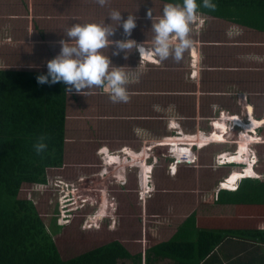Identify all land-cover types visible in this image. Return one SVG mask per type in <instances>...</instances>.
I'll use <instances>...</instances> for the list:
<instances>
[{"label": "crops", "instance_id": "1", "mask_svg": "<svg viewBox=\"0 0 264 264\" xmlns=\"http://www.w3.org/2000/svg\"><path fill=\"white\" fill-rule=\"evenodd\" d=\"M175 1L182 3V0ZM18 2L24 14L22 17L28 21L27 35L39 38L45 47L44 55L49 60L60 53L59 42L63 39H70L66 33L74 23H111L112 28H117L110 39H124L122 24L118 26L119 22L111 21L109 17L113 9L121 11L124 19L130 13L135 15L137 27L128 38L144 44L145 49H153L155 33L151 29L152 19L148 17V10L152 9L153 21H158L163 12H156V3L163 8L168 3L163 0H144L145 6L134 0H108L107 4L101 6L97 0H19ZM215 2L217 3L215 10L200 8L198 19L190 34L193 46L185 52L184 58L179 62L172 57L161 60L154 52L149 51H145L148 57L141 56L139 50L129 51L127 57L124 51L114 55L115 45L100 51L110 56L116 66H123V69L131 74L132 78L128 84L133 90V96L148 98L147 100L153 99L156 113L170 118V131L175 130L181 120L190 119L197 122L195 131L186 133L181 130L175 133L178 134L177 136L169 135L164 139L192 137L195 141L186 143L199 145L197 141L201 139L202 134L214 132V122L228 124L227 142L214 143L223 147L211 157L217 163L223 159L220 157L224 154L232 155L238 152L239 141L243 133L242 126L235 125L238 121L251 125L253 123L251 118H254L256 126L253 131L245 128L244 132L255 139L259 138V142L264 143L262 133L264 129V0H215ZM32 7H35V10ZM59 8H62V11ZM37 12L38 15L35 16ZM89 89L95 90L97 86ZM179 100L189 107L191 118H185L182 107L178 103ZM190 103H192L191 108ZM204 110L212 114L208 122L209 129L200 128L199 125L201 121L207 119L202 114ZM176 116H179L180 121L175 118ZM232 134H235V137H231ZM136 141L140 143V151H147L148 145L146 144L150 141L141 142L140 139ZM162 141L154 140V148L165 147L159 146L164 143ZM180 144L178 146L181 151L189 150L187 147L182 150L183 145ZM254 144L255 142L248 144L250 153ZM207 145H199L196 151L201 152L204 149L202 147ZM106 148L110 150L109 147ZM119 149L134 153L139 150L130 145H122ZM252 153L250 157L257 156L256 153ZM255 163L253 162L254 165ZM259 176L252 179L264 181V172L259 173ZM100 184H103L102 181ZM238 186L229 191H235ZM150 187L154 188V185ZM221 190L223 188L219 187L211 192H203L201 202L194 201L187 211L184 209L174 214L169 224H164L160 228L164 230L162 234L165 238L162 237L155 241L146 251L156 243L171 239L177 232L178 237L184 238L192 234L191 238L195 239L200 230L219 233L221 229H226L231 231L230 235L199 264H264V242L255 237L253 233L261 224V221L254 222L253 219L259 217L249 215L250 221L243 220V217L237 216L235 204L217 202L216 199ZM192 195L195 196L194 193L187 196L191 198ZM246 195L264 196V192L247 193ZM227 197L230 195L227 194ZM260 202L261 199H251L246 205L249 209L253 208L250 212H257L261 205ZM190 217L193 220L187 221ZM143 238L141 236L142 243ZM151 256L157 264L174 262L170 258H157L153 253Z\"/></svg>", "mask_w": 264, "mask_h": 264}, {"label": "rangeland", "instance_id": "2", "mask_svg": "<svg viewBox=\"0 0 264 264\" xmlns=\"http://www.w3.org/2000/svg\"><path fill=\"white\" fill-rule=\"evenodd\" d=\"M18 1L0 0V68L47 71L49 59L44 55L45 47L39 38L27 35L26 24L28 21L22 17L24 14H22V7ZM143 1L134 0V2L146 6ZM160 6L156 3L157 13L163 12V7ZM32 8L35 10V7ZM59 9L62 11V8ZM37 15L38 12L35 16ZM126 87L130 96L127 102H113L110 99V94L98 86L95 90L84 89L77 92L73 89L68 91L64 164L59 168L47 169L48 182L46 184L25 183L20 189L19 197L21 199L34 202L49 231L53 233V238L63 259L78 256L115 240L124 244L132 254L141 253L144 258L145 251L150 245L162 237L165 238L162 234L164 230L160 228L164 224H169L170 218H173L174 214L184 211V209L185 211L190 209L194 201L201 202L203 192H211L223 187L224 181H221L232 169H238L245 165L242 170L238 171V175L241 176L238 184L250 172L249 175H252L253 178L260 177L255 169L259 173L264 172V143H260V139L257 137L256 140L251 137L252 141L250 142L249 135L245 132L244 138L241 137L239 141L240 146L236 153L239 156V153L244 148L246 149V151L244 150V162L228 163L235 157L227 156L230 161L219 165L218 162L211 159L217 151L223 149L222 146L214 143L227 142L229 128L225 127V122H214V132L205 134V137L208 135L217 137L212 141L204 143L203 134L201 135L202 140L197 141L200 146L211 144L204 147L201 152L196 151L198 158L196 163L173 164L174 159L179 158L178 153L183 152L178 144L192 143L195 139L192 137L164 138L169 135L177 136L178 134L175 133L181 130L186 133L195 131L197 122L190 119L180 121L179 116H176L175 118L180 121L179 126L170 131V118L156 113L153 107L154 100L133 96L130 84H127ZM178 103L182 107L185 118H191L192 115H190L191 112L188 110L189 107H186V103L180 100ZM191 105L192 103L189 104L190 108ZM202 114L207 119L200 122V128L209 129L208 122H210L212 114L206 110ZM208 118L209 121H207ZM253 120L254 118H251V122L254 124H251L252 126L243 123L246 124L247 130L253 131L256 126V122ZM242 129L244 131L245 127L242 126ZM136 139H140L141 142L150 141L146 144L148 145L147 151H140L141 146ZM154 140H163L164 143L159 145L167 146L155 149ZM253 142L255 144L250 153L248 144ZM122 145H130L139 149L140 152L136 151L135 153H144L143 160L141 158L133 160L131 167L118 162L115 167L107 166L108 162L104 159L105 155L101 153L103 152L101 150L109 147L110 150H108L112 155L122 156L124 159L127 158V151L119 149ZM183 147H181L182 150ZM252 152L257 156H251V158ZM174 155L177 158L173 157ZM185 155L184 153L181 160L185 159ZM255 160L256 165L253 164ZM144 167H151V170H148V173L151 171L150 175L152 176L149 183L153 184L154 188L149 187L148 191H153L147 195L144 193L139 195L142 192L140 169ZM106 169H109L110 174H107L109 172H106ZM115 169L118 170V179H115L117 178L114 174ZM175 172H177L176 175ZM61 180H65L70 185H83L90 189L98 188V186L99 188L104 187V193L108 195L106 204L109 206V213L104 215L101 221H95L91 226L86 223V219L96 211L98 206L85 205L71 214L67 223L61 221L59 200L69 194L60 184ZM146 180L147 183L148 176ZM101 181L103 184H100ZM237 186L228 190H234ZM143 191L147 190L143 189ZM94 193L97 191H92V194ZM192 193L195 196L192 195L191 198L187 196ZM101 198L104 199L103 195ZM54 220L62 226L57 233L53 231ZM141 236L144 237L143 243L140 241Z\"/></svg>", "mask_w": 264, "mask_h": 264}, {"label": "trees", "instance_id": "3", "mask_svg": "<svg viewBox=\"0 0 264 264\" xmlns=\"http://www.w3.org/2000/svg\"><path fill=\"white\" fill-rule=\"evenodd\" d=\"M46 73L0 68V264H157L151 253L174 261L168 264H199L230 235L226 229L219 233L200 230L192 239V234L181 238L177 232L171 239L154 244L144 258L115 240L63 259L34 202L19 197L23 184H46L47 169L62 167L65 160L68 85L40 84L37 77ZM262 133L264 136V129ZM42 136L48 147L38 153L34 145ZM252 178H243L235 191L221 190L216 201L235 204L237 216L243 220L258 216L253 220L261 224L253 233L264 242V196L246 195L264 192V181ZM251 199H261L257 212H250L253 208L246 205ZM191 217L187 221L193 220ZM53 222L57 233L62 226Z\"/></svg>", "mask_w": 264, "mask_h": 264}, {"label": "clouds", "instance_id": "4", "mask_svg": "<svg viewBox=\"0 0 264 264\" xmlns=\"http://www.w3.org/2000/svg\"><path fill=\"white\" fill-rule=\"evenodd\" d=\"M97 2L104 6L108 0H97ZM201 7L215 10L217 3L215 0H182V3L170 0L165 4L160 19L155 22L153 21L152 9H149L148 17L152 19L151 29L155 33L153 49H145L144 44H139L136 40L128 38L131 37L133 30L137 27V17L131 13L126 19L122 17V12L119 10L113 9L109 14L111 21H118V26L122 24L124 39H110L117 28H112L111 23H74L66 33L70 39H63L59 42L61 45L60 53L47 61V73L39 75L37 80L40 84L63 82L69 86L68 91L74 89L77 92L98 86L110 94V99L113 102H127L130 96L126 86L132 78L131 74L125 71L123 66H116L110 56L104 55L100 50L115 45L114 55L124 51L125 57H127L129 51L132 50H139L141 55L144 51H149L154 52L161 60L172 57L179 62L184 58L185 52L193 46L190 34L198 19ZM183 146V148L187 147L189 152L183 151L182 153L186 154L189 161L196 163L198 158L195 152L199 149V145L188 144V146ZM34 147L38 153L46 150L48 145L45 142V137L42 136ZM176 160L179 161L174 159V164ZM182 163L185 162L182 161ZM244 166L240 167L243 168ZM149 182L150 179L148 178L147 183L150 187ZM64 188L69 192L67 197L78 196L77 201L81 203L83 195H79L78 190H71L70 187ZM98 189L99 191L95 193L96 201L85 204L91 207L98 206L96 211L86 219L87 224H93L97 217L99 218L97 221H100L104 215L109 213V206L106 204L108 195L107 193L103 194L104 187L99 188L98 186ZM76 193L78 194L76 195ZM102 195L104 199L101 198ZM73 200L71 198L67 201L65 207L67 210L70 209L67 212L69 215L85 206H77L78 204L74 203Z\"/></svg>", "mask_w": 264, "mask_h": 264}, {"label": "bare ground", "instance_id": "5", "mask_svg": "<svg viewBox=\"0 0 264 264\" xmlns=\"http://www.w3.org/2000/svg\"><path fill=\"white\" fill-rule=\"evenodd\" d=\"M143 55L144 56H146V57H148V55H147V53L144 51L143 52ZM227 120V119H226ZM229 120V119H228ZM236 121H238L237 119H236ZM233 123V122H232ZM228 125V124H227ZM227 125L225 124V127H227ZM235 125H242V126H244L245 128H247V126H246V124H243L242 122H240V121H238V124L237 123H235ZM250 125V124H249ZM252 125H254V124H252ZM251 125V126H252ZM241 136L244 138V131H243V133L241 134ZM214 138H217L216 136H214V135H208L207 137H205V135H203V137H202V139H204L203 141H204V143H207V142H210V141H212V139H214ZM250 140V142L252 141L251 140V136H249L248 137ZM202 139H200V140H202ZM246 140V139H245ZM256 140V139H255ZM168 141V140H167ZM241 142H243V141H241ZM255 142H257V141H255ZM171 145V144H170ZM179 145V144H178ZM180 145H187L188 146V144L187 143H185V142H183V143H181ZM198 145V144H197ZM159 146H167V145H159ZM201 148V147H200ZM244 150L246 151V149L244 148ZM241 151L240 153H239V156H237V154L236 155H234V153L232 154V155H228V154H224V156H222V157H220V158H223L224 159V161H221V165H223L225 162H228V161H230L229 160V158L228 157H230V158H233V157H235L234 159H231V162H228V163H242V162H244L243 161V159H244V153H245V151ZM101 151H103V152H101L103 155H105V158L104 159H106L107 160V166H116V163L118 162L119 164H121V165H125V166H129V167H131V162L133 161V160H135V159H137V158H141L142 160H143V154H137V153H134V152H132V151H129V150H127V152H126V154H127V158H122V156L121 157H119V156H116V155H112L111 153H110V151L108 150V148H103ZM146 154V153H145ZM183 155H184V153H183ZM183 155H182V153H178V157L179 158H177V156H173V157H176L179 161H178V164H180L181 163V159H182V157H183ZM228 156V157H227ZM237 156V157H236ZM111 160V161H110ZM111 163H113V164H111ZM188 163H191L192 164V161H189ZM118 165V164H117ZM253 165V164H252ZM174 166V165H173ZM254 166V165H253ZM133 167H135V166H133ZM136 167H138V166H136ZM139 168V167H138ZM176 168V167H175ZM112 169V168H111ZM116 169H117V167H116ZM115 169V172H114V174H116V176L115 177H117V178H115V179H118V176H117V172H118V170H116ZM252 169V168H251ZM113 170H114V168H113ZM148 170H151V167H144V168H142V169H140V172H141V176H140V188H141V190H142V188L144 189V190H147L146 191V193H144L143 192V190H142V192H140L139 193V195L140 194H142V193H144V194H149L150 192H152L153 190H151V191H148L150 188H149V186L147 185L146 186V179H147V176H148V178H150V173H151V171H149V173H148ZM106 172H109V169H106L105 170ZM176 171H177V169H176ZM249 171H251V170H249ZM234 172V173H233ZM232 173H231V175L223 182L224 184L222 185L223 187V189H233L235 186H237L238 185V181H239V179L241 178V176H239L238 175V171L237 170H234ZM177 173V172H176ZM175 173V174H176ZM251 173V172H250ZM250 173H247V176H245V177H251L252 178V175H249ZM107 174H110V172L109 173H107ZM113 174V175H114ZM170 174H173L172 172H170ZM105 175V174H104ZM174 175V174H173ZM244 177V178H245ZM97 191H99V190H97ZM103 192V194H106V193H104V190L102 191ZM99 218L97 217V219L95 218V220L93 221V222H95V221H97ZM101 221V220H100Z\"/></svg>", "mask_w": 264, "mask_h": 264}, {"label": "built area", "instance_id": "6", "mask_svg": "<svg viewBox=\"0 0 264 264\" xmlns=\"http://www.w3.org/2000/svg\"><path fill=\"white\" fill-rule=\"evenodd\" d=\"M141 56H143V53H142ZM143 57H145V56H143ZM182 161L185 162V163H188L189 162V158L186 157V155H185V159H183ZM177 162L178 161L176 160V163ZM219 162L221 163V161H218V163ZM60 184L63 185V187H66V188L71 187V190H74V191L75 190H78L79 193H81V192L84 193V194L81 193V196L83 195V197L81 199V203H79L77 201L78 196L67 197V194H66V195H64L65 197H62V199L60 198L59 205H60V211H61V214H62V217H60V220L63 221V222H66L67 223L69 221V216L70 215L67 212L70 209L67 210V208H65V207L67 206V201L71 200V198L74 199L73 200L74 203H77L78 204L77 206H84L85 204L93 203L94 201H96L95 193L92 194V191H95L96 192L97 190H99L97 187L94 188V189H90L89 187H86V186H83V185H70L69 183L65 182L64 180H61L60 181ZM60 187H62V186H60ZM89 224L92 225V223H89Z\"/></svg>", "mask_w": 264, "mask_h": 264}]
</instances>
